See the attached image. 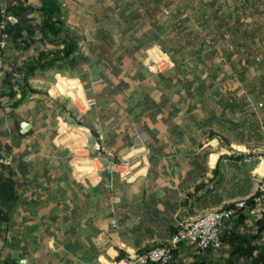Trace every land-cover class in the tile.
Listing matches in <instances>:
<instances>
[{
    "label": "crops",
    "instance_id": "0c3cea01",
    "mask_svg": "<svg viewBox=\"0 0 264 264\" xmlns=\"http://www.w3.org/2000/svg\"><path fill=\"white\" fill-rule=\"evenodd\" d=\"M150 1L125 0L140 14L123 25L165 24ZM23 4L31 7L24 28L0 51V159L9 160L0 174V264H116L240 200L249 203L221 229L220 249L181 242L167 264H264V209L249 201L264 175V145H255L264 144V109L246 102L264 76V0H173L164 10L172 60L164 72L146 68L140 36L116 45L91 37L81 47L71 31L84 59L28 76L25 63L54 46L38 28V0ZM87 98L96 107L86 110ZM232 133L244 141L219 143ZM83 138L87 153L100 138L112 160L129 162L118 168L124 178L106 177L110 190L73 174ZM98 234L103 248L92 242Z\"/></svg>",
    "mask_w": 264,
    "mask_h": 264
},
{
    "label": "built area",
    "instance_id": "2783aa9c",
    "mask_svg": "<svg viewBox=\"0 0 264 264\" xmlns=\"http://www.w3.org/2000/svg\"><path fill=\"white\" fill-rule=\"evenodd\" d=\"M2 18L0 19V51L5 49L9 42V34L6 30L5 9H1ZM258 60V58H256ZM155 63V62H154ZM158 67V65H153ZM167 67H172L169 60ZM0 68L2 61L0 59ZM159 68V67H158ZM103 82L102 77H98L90 81V85H96ZM97 102L94 98H87L84 102V108L90 110L96 107ZM259 105H262L260 103ZM96 120H98L96 118ZM83 130L82 128H77ZM87 147V139L83 138L73 147V154L70 158L73 174L83 183H101L103 188L110 190L112 184L106 177L118 176L124 178L128 172L118 171L119 167H129L127 160H112V155L102 145L100 138L91 143V150L94 154L87 153L83 148ZM32 154L25 156L30 158ZM9 160L0 159L1 165L8 164ZM254 203L264 209V175L258 182V189L253 198ZM246 206L245 200L236 201L226 207L211 209L195 218L187 225L179 228L173 235L163 244L154 246L149 250L140 253H128L123 256L116 264H167L172 257V253L176 250L181 242H187L199 250L220 249L222 240L220 237L221 229L233 217L236 211ZM111 227L117 226L116 220H109ZM92 242L98 248H103L105 238L102 234H98L92 238Z\"/></svg>",
    "mask_w": 264,
    "mask_h": 264
},
{
    "label": "rangeland",
    "instance_id": "374dc122",
    "mask_svg": "<svg viewBox=\"0 0 264 264\" xmlns=\"http://www.w3.org/2000/svg\"><path fill=\"white\" fill-rule=\"evenodd\" d=\"M62 9V18L67 28L70 31L76 33L78 40L81 42V47H86L88 44H92V40L90 39L88 42V38L93 37L94 39L99 41H106L111 42L116 45V43L120 44H127L130 40L137 39V36H140L138 41H140V45L143 44L144 51L147 50L146 54V68L148 67L149 70L152 72H164L169 69L167 64L169 63L170 56L166 52L168 50L169 41L167 40V31L169 26L167 25L166 21L168 22V12L166 13L164 10L167 11L168 4L171 3L173 0H155L159 4V13L160 19L164 20L165 24L160 25L158 27H140V26H125L123 25V21L125 17L128 19H135L138 18L137 11L133 10V5L127 4L125 0H58ZM151 2L150 0H148ZM154 2V0H152ZM177 2H182V0H177ZM199 29H196L195 32L192 34V38H197L200 36ZM152 44H158L162 48L159 49L158 47L150 48ZM154 50V52H153ZM198 52V51H197ZM172 62V60H170ZM193 65L195 67L194 73L197 72L198 67L200 66L199 56H196L193 60ZM155 62V63H154ZM259 62V61H256ZM260 63V62H259ZM158 65V67H152L153 65ZM197 68V69H196ZM193 77L194 83L198 85L197 92H199V88L201 85V80L196 73ZM263 80L259 81L257 79V86L256 92L253 95L249 94L248 97L245 96L246 102H254L257 111L264 109V76ZM230 102V101H229ZM262 103V105H259ZM242 109V108H241ZM245 111L244 109L242 112ZM240 111V113H242ZM242 114L238 117V120H243ZM240 126H244V124H240ZM243 128L241 127V131L237 133L238 135L242 134ZM233 139L218 138L220 144H227L231 140L239 142H243L244 140L240 136L236 138L235 133ZM230 134V135H232ZM263 140H256V147H261L264 144H261ZM258 189V185L256 191ZM255 193L250 197L252 202H254L253 198L256 194ZM246 205L249 202L245 201ZM211 210V209H209ZM208 211V210H207ZM177 231V230H176ZM175 231V232H176ZM174 232V233H175ZM173 234H171L163 243H165ZM162 243V244H163ZM161 245L159 243H154L150 246H145L142 249L136 251V253L144 252L153 248L154 246Z\"/></svg>",
    "mask_w": 264,
    "mask_h": 264
},
{
    "label": "trees",
    "instance_id": "16d2710c",
    "mask_svg": "<svg viewBox=\"0 0 264 264\" xmlns=\"http://www.w3.org/2000/svg\"><path fill=\"white\" fill-rule=\"evenodd\" d=\"M27 0H18L14 4L5 6V19L8 14H15L16 21L6 23V30L9 37H19L24 28L25 14L31 9L25 5ZM36 10L40 16V25L38 26L42 35L54 47L47 51H40L36 58L25 63V75L33 73L36 69H45L54 66L61 61L69 66L74 65L78 60L84 59V55L78 47V40L75 35L66 27L62 18V9L58 0H38ZM2 18L0 7V19ZM31 27L27 26L28 32ZM252 202V199H249Z\"/></svg>",
    "mask_w": 264,
    "mask_h": 264
}]
</instances>
